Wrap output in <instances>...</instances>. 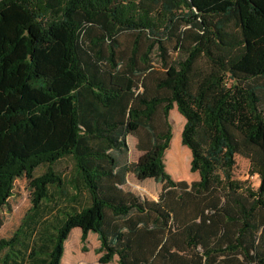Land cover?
Returning <instances> with one entry per match:
<instances>
[{
	"label": "trees",
	"instance_id": "1",
	"mask_svg": "<svg viewBox=\"0 0 264 264\" xmlns=\"http://www.w3.org/2000/svg\"><path fill=\"white\" fill-rule=\"evenodd\" d=\"M259 80L264 0H0V211L19 179L31 202L0 240V264H61L74 229L85 252L97 235L98 264H264ZM239 87L256 117L247 130L230 100ZM175 108L199 174L191 184L166 167ZM169 155L181 177V146ZM238 156L257 189L235 177ZM66 158L68 179L54 170ZM130 174L161 184L158 200L125 190ZM63 197L68 210L47 221Z\"/></svg>",
	"mask_w": 264,
	"mask_h": 264
},
{
	"label": "rangeland",
	"instance_id": "2",
	"mask_svg": "<svg viewBox=\"0 0 264 264\" xmlns=\"http://www.w3.org/2000/svg\"><path fill=\"white\" fill-rule=\"evenodd\" d=\"M162 32V31H161ZM133 40V37L130 35H123L122 41L126 44L130 43ZM169 55L174 57L176 54L173 51V48H169ZM154 60H158V51H154ZM157 62V61H156ZM207 66L206 64L204 67ZM264 87V80L258 81ZM247 93L242 87L231 91L230 100L232 104H236L235 107V116H236V125L240 130H247L256 124V117L254 112L251 111L248 106V102L245 100ZM262 98L264 102V91L262 93ZM170 124L172 125L173 138L171 141L170 149L166 152L165 160L167 171L170 173L172 178L176 181L184 180L191 184L194 181L199 180L198 173L191 172V160L192 156L190 151L182 145V131L185 125V119L182 117L177 109H173L170 112L169 117ZM137 138L135 136H128L127 143L129 146L128 160L131 163L137 162L141 156V152L137 150ZM181 146V150L185 155V174L181 177H176L174 170L171 167L173 157L169 155L170 151L174 153L177 152L178 147ZM46 167L42 166L38 168L35 172L36 176L42 175L46 171ZM73 161L71 158H66L60 161L54 166V170L58 173H61L65 179L70 178L72 175ZM235 177L242 182H245L247 185L252 186L257 189L260 186V179L258 175L252 174V167L250 160L243 156L237 157V164L235 168ZM124 189L131 191L141 198H146L149 200H158L159 195L162 191V185L157 183L153 179H148L145 181L138 180L134 175L130 174L128 176V182L124 186ZM68 191V190H67ZM68 192H72L71 190ZM84 200V196H83ZM54 206L53 213H49L45 216L48 218L49 222H57L59 218L62 217L60 210L65 208V211L68 210L69 204L66 199L63 197L61 201L57 204L54 202L51 204ZM73 207L77 209H82V205L79 203L72 204ZM31 208L30 202V191L28 188V183L25 179H19L15 183L13 197L9 200L8 205L0 211V240L10 239L14 233L21 226L23 219L27 215ZM82 232L80 229H74L69 235L68 240L65 243V252L61 261V264H98L101 254L97 253L98 248L100 247V242L96 234L91 233L87 239L86 248L87 251L83 250V244L81 242ZM118 258L116 257L112 264L117 263Z\"/></svg>",
	"mask_w": 264,
	"mask_h": 264
},
{
	"label": "crops",
	"instance_id": "3",
	"mask_svg": "<svg viewBox=\"0 0 264 264\" xmlns=\"http://www.w3.org/2000/svg\"><path fill=\"white\" fill-rule=\"evenodd\" d=\"M90 235V234H89Z\"/></svg>",
	"mask_w": 264,
	"mask_h": 264
}]
</instances>
